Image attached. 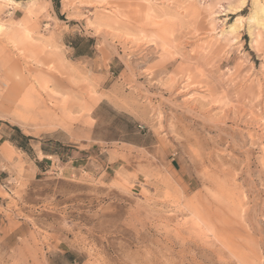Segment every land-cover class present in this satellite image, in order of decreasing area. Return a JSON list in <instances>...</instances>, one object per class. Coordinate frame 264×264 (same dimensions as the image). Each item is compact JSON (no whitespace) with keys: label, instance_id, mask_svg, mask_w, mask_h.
Instances as JSON below:
<instances>
[{"label":"rangeland","instance_id":"374dc122","mask_svg":"<svg viewBox=\"0 0 264 264\" xmlns=\"http://www.w3.org/2000/svg\"><path fill=\"white\" fill-rule=\"evenodd\" d=\"M255 5L0 0V264H264Z\"/></svg>","mask_w":264,"mask_h":264},{"label":"bare ground","instance_id":"6f19581e","mask_svg":"<svg viewBox=\"0 0 264 264\" xmlns=\"http://www.w3.org/2000/svg\"><path fill=\"white\" fill-rule=\"evenodd\" d=\"M256 6V5H255ZM259 14H261V19H262V25H263V27H264V8L263 7H261V5L259 6V5H257L256 7H255V11H254V14H252L253 15V17L252 18H254L253 20H255V18H256V20H257V18L259 17L258 15ZM251 18V17H250Z\"/></svg>","mask_w":264,"mask_h":264},{"label":"crops","instance_id":"0c3cea01","mask_svg":"<svg viewBox=\"0 0 264 264\" xmlns=\"http://www.w3.org/2000/svg\"><path fill=\"white\" fill-rule=\"evenodd\" d=\"M44 157H49V158H55V157H57V159L60 158V156H58L56 154H46Z\"/></svg>","mask_w":264,"mask_h":264},{"label":"trees","instance_id":"16d2710c","mask_svg":"<svg viewBox=\"0 0 264 264\" xmlns=\"http://www.w3.org/2000/svg\"><path fill=\"white\" fill-rule=\"evenodd\" d=\"M19 148H22V146H18Z\"/></svg>","mask_w":264,"mask_h":264}]
</instances>
